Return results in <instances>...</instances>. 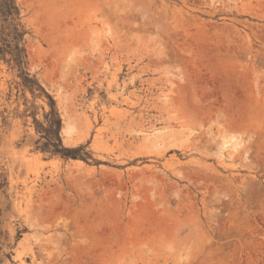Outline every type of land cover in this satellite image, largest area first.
<instances>
[{
  "label": "rangeland",
  "instance_id": "374dc122",
  "mask_svg": "<svg viewBox=\"0 0 264 264\" xmlns=\"http://www.w3.org/2000/svg\"><path fill=\"white\" fill-rule=\"evenodd\" d=\"M0 264H264V0H0Z\"/></svg>",
  "mask_w": 264,
  "mask_h": 264
},
{
  "label": "bare ground",
  "instance_id": "6f19581e",
  "mask_svg": "<svg viewBox=\"0 0 264 264\" xmlns=\"http://www.w3.org/2000/svg\"><path fill=\"white\" fill-rule=\"evenodd\" d=\"M112 58H113V57H112ZM101 60H102V59H101ZM151 60H152V59H151ZM152 61H155V59H153ZM113 62H114V61H113ZM150 62H151V61H150ZM157 63H158V61H157ZM164 63H165V62H164ZM166 63H168V62H166ZM166 63H165V64H166ZM152 65H153V64H152ZM155 66H156V65H155ZM159 66H160V65H159ZM156 67H157V66H156ZM118 69H119V68H118ZM121 70H122V68H121ZM145 70H146V69H145ZM149 71H150V70H149ZM148 90H149V89H148ZM134 101H135V100H134ZM131 104H132V101H131ZM135 104H136V103H135ZM135 104H134V105H135ZM135 106H136V105H135ZM161 106H162V105H161ZM162 108H163V106H162V107L159 106V107L156 108L157 113L159 114V117H161L162 114H163V109H162ZM165 112H166V111H165ZM170 113H171V112H170ZM155 120H157V118H156ZM146 121H147V120H146ZM64 130H65V129H64ZM188 132H189V131H188ZM191 134H192V133H191ZM191 134H190V136H191ZM181 135H182V134H181ZM225 135H226V134H225ZM198 136H199V135H198ZM198 136H196L195 138H197ZM188 137H189V136H188ZM199 137H200V136H199ZM201 138H203V137H201ZM191 139H192V138H191ZM232 139H233V138H232ZM232 139H231V140H232ZM203 140H204V139H203ZM231 140H230V141L227 140L229 143H230V142H231V143H230V144L228 143L226 146H228V145H232V144H233V142H232ZM238 140H239V139H238ZM193 141H194V140H193ZM198 141H199V140H198ZM198 141H197V142H198ZM221 142H222V141H221ZM225 142H226V141H225ZM225 142H224V143H225ZM188 143H189V142H188ZM195 143H196V142H195ZM195 143H194V144H195ZM242 144H243V143H242ZM192 145H193V144H192ZM224 145H225V144H223L222 146L224 147ZM233 145H234V144H233ZM238 146H239V145H238ZM186 147H187V146H186ZM233 147H234V146H233ZM188 148H189V147H188ZM191 148H193V146H192ZM224 148H226V147H224ZM234 148H235V147H234ZM207 149H208V148H207ZM235 149H237V148H235ZM240 151H241V150H240ZM220 153H221V152H220ZM222 153H223V152H222ZM233 153H234V152H233ZM235 154H236V153H235ZM239 154H240V153H239ZM216 155H217V154H216ZM235 156H237V155H235ZM239 156H240V155H239ZM237 157H238V156H237ZM179 171H180V170H179ZM179 173H180V172H179ZM213 177H214V176H213ZM216 177H217V176H216ZM209 179H210V178H209ZM216 179H217V178H216ZM214 181H215V180H214ZM219 181H220V180H219Z\"/></svg>",
  "mask_w": 264,
  "mask_h": 264
},
{
  "label": "trees",
  "instance_id": "16d2710c",
  "mask_svg": "<svg viewBox=\"0 0 264 264\" xmlns=\"http://www.w3.org/2000/svg\"><path fill=\"white\" fill-rule=\"evenodd\" d=\"M3 1L7 2V1H12V0H3Z\"/></svg>",
  "mask_w": 264,
  "mask_h": 264
}]
</instances>
